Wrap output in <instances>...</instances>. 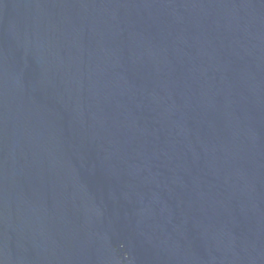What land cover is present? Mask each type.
Listing matches in <instances>:
<instances>
[{
    "label": "water",
    "instance_id": "obj_1",
    "mask_svg": "<svg viewBox=\"0 0 264 264\" xmlns=\"http://www.w3.org/2000/svg\"><path fill=\"white\" fill-rule=\"evenodd\" d=\"M0 264H264V0H0Z\"/></svg>",
    "mask_w": 264,
    "mask_h": 264
}]
</instances>
